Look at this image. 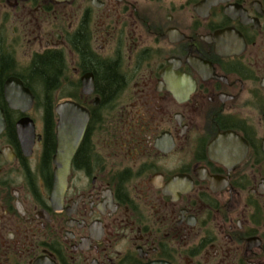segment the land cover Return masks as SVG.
I'll return each mask as SVG.
<instances>
[{
  "label": "flooded vegetation",
  "instance_id": "af4514ba",
  "mask_svg": "<svg viewBox=\"0 0 264 264\" xmlns=\"http://www.w3.org/2000/svg\"><path fill=\"white\" fill-rule=\"evenodd\" d=\"M0 264H264V0H0Z\"/></svg>",
  "mask_w": 264,
  "mask_h": 264
},
{
  "label": "water",
  "instance_id": "95a60500",
  "mask_svg": "<svg viewBox=\"0 0 264 264\" xmlns=\"http://www.w3.org/2000/svg\"><path fill=\"white\" fill-rule=\"evenodd\" d=\"M69 109H71V107H70V105L68 106V105H66V106H63L62 107V109H61V111H65V112H67V111H69ZM79 109V108H78ZM63 115H65V113L64 114H62V116ZM82 117H83V119H82ZM80 116V115H78V119H77V121H76V125L79 123V125H80V123L81 122H83V124L86 122V119H88V116H87V114H86V116L83 114V116ZM64 120H66V121H68V115H66L65 116V119Z\"/></svg>",
  "mask_w": 264,
  "mask_h": 264
}]
</instances>
